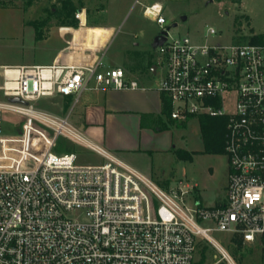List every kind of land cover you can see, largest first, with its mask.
Returning <instances> with one entry per match:
<instances>
[{"label":"built area","instance_id":"2783aa9c","mask_svg":"<svg viewBox=\"0 0 264 264\" xmlns=\"http://www.w3.org/2000/svg\"><path fill=\"white\" fill-rule=\"evenodd\" d=\"M144 13L167 29L163 4L147 5ZM75 17L77 26L62 29L75 39L85 33L86 46L99 49L93 62L68 52L49 65L0 68V264H194L197 236L235 264L211 232L227 231L244 243L264 236V43H197L167 29L158 47L166 58L159 89L171 99V117L227 119L226 201L207 207L194 184L162 187L90 141L69 115L37 105L55 95L77 102L86 89L140 88L122 67L105 66L112 34L104 44H88L87 13ZM5 112L22 118L20 131L6 133ZM70 143L103 162L80 163Z\"/></svg>","mask_w":264,"mask_h":264},{"label":"rangeland","instance_id":"374dc122","mask_svg":"<svg viewBox=\"0 0 264 264\" xmlns=\"http://www.w3.org/2000/svg\"><path fill=\"white\" fill-rule=\"evenodd\" d=\"M77 7L87 13L89 24L114 25L117 33L105 56V66L127 65L132 62L136 76L152 81L158 86L165 76L166 58L159 48L152 46L155 32L161 28L144 13L145 7L155 2L164 6L166 26H170L172 37L190 36L197 43L233 44L249 43L254 35L264 36V0H74ZM62 0H0V68L9 63L55 62L67 45L61 33L64 26L59 19L51 16L50 10L61 6ZM46 21L43 38L37 39L36 30L30 21ZM79 21L77 20V24ZM177 23V26H173ZM214 28L216 34H210ZM104 29V31H103ZM97 34V40L109 38L112 31L103 27L89 28ZM85 31V30H83ZM101 32H103L101 34ZM101 34V35H99ZM60 49V50H59ZM57 54V55H56ZM56 55V56H55ZM54 57V58H53ZM158 68L155 73L153 66ZM94 84V82H92ZM94 86V85H93ZM1 98V97H0ZM37 105L59 115H69L70 122L81 128L83 105L66 101L60 97L41 99ZM7 134L20 131L22 118L14 113H4ZM200 115H194L187 127H174L175 144L194 153L193 160H180L172 153L161 166L171 185L179 180L198 183L202 191V205L216 206L225 198L228 178L227 156L222 153H207L203 142ZM181 122V121H180ZM84 131V130H83ZM85 136L91 138L87 132ZM82 164H100L103 157L83 144L70 143ZM196 153V154H195ZM164 188L165 183L159 184ZM164 185V186H163ZM219 197V199H218ZM204 226L213 223L204 222ZM231 256L235 264H264V236L254 243L240 245L227 231L211 232ZM205 255L204 264H231L209 241L197 236L195 262Z\"/></svg>","mask_w":264,"mask_h":264},{"label":"crops","instance_id":"0c3cea01","mask_svg":"<svg viewBox=\"0 0 264 264\" xmlns=\"http://www.w3.org/2000/svg\"><path fill=\"white\" fill-rule=\"evenodd\" d=\"M88 25L91 26L92 29H94V27L110 29L112 31V36L108 41L109 45L117 33V27L114 25H91L89 24V20ZM61 33L66 36H70L71 34V39L69 40L68 38H65L67 45L63 47L64 49H62L59 53L56 60L68 52L74 55L76 61L93 62L97 58L99 49L97 46L93 48H88L86 46L87 44L84 32H76V39V34L71 31L66 32L65 30H61ZM102 33L103 32H101V34ZM86 34L88 36V44H104L107 41V38H104L102 41L100 39L97 40V34H95L93 30H89ZM154 34L155 36L157 35L156 32ZM98 45L101 46L100 44ZM108 50L103 57V61L108 53ZM41 63L42 65L50 64L45 61ZM8 65L34 64L9 63L3 64L2 66ZM112 67H122L126 72V79L128 81L137 80L140 84V88L116 89L111 87H101L97 89H86L81 92L77 102L72 96L63 97L55 95L46 98L60 97L66 101H70L71 103L72 101L74 103H78L80 101L84 110L82 112L81 128L91 137L89 138L86 136L90 141L137 167L158 184L164 182L165 186L169 187L171 185V181L165 176L166 171L162 169L160 165L165 163V161H168L170 155L172 153H176V150H178L177 145L175 144L173 128L179 127L177 126V123L181 120H175L171 117V113L166 114L164 112V92L160 91V84L158 86L153 85L150 78L146 81L142 80L139 78L141 76L140 74L135 78L137 72L132 65V62L127 63V65L120 64ZM157 70L158 68L156 67V72ZM92 82H94V84H92ZM90 85H95V81H91ZM70 113L67 115H70ZM193 117L184 120L187 121V125ZM226 166L229 176L228 160ZM194 185L195 194L202 201V191L200 190V185L198 183H194ZM227 185L228 178L225 186L226 189ZM225 201L226 193L225 198H220V201L216 203V206L224 204Z\"/></svg>","mask_w":264,"mask_h":264},{"label":"trees","instance_id":"16d2710c","mask_svg":"<svg viewBox=\"0 0 264 264\" xmlns=\"http://www.w3.org/2000/svg\"><path fill=\"white\" fill-rule=\"evenodd\" d=\"M80 10L76 6L74 0H62V4L56 9H51V16H55L59 19L62 25L77 26V18L75 13ZM46 21H30L28 25H32L36 30L37 39L43 38V26L46 25ZM250 43H264L263 35H254L250 38ZM164 101V112L170 114L172 111V102L167 94L163 95ZM194 115L189 116V118ZM188 118V119H189ZM200 127L203 137V142L205 145V152L207 153H225V142H226V123L227 119L225 117H211L208 115H200L199 117ZM179 127H186L187 121H181L177 123ZM176 155L182 160H192L193 152H189L184 149L176 150ZM235 242L239 245L243 242V239L239 236L234 237ZM205 255L203 254L202 259L194 264H204Z\"/></svg>","mask_w":264,"mask_h":264},{"label":"water","instance_id":"95a60500","mask_svg":"<svg viewBox=\"0 0 264 264\" xmlns=\"http://www.w3.org/2000/svg\"><path fill=\"white\" fill-rule=\"evenodd\" d=\"M173 26H177V23H174ZM167 29H170V26H167ZM167 29L166 30H160V32L157 33V35L154 37L152 46L154 48H158L159 46L163 45L167 39ZM154 72H156V66H153ZM12 102H19L21 101L19 98L14 97L10 99Z\"/></svg>","mask_w":264,"mask_h":264}]
</instances>
